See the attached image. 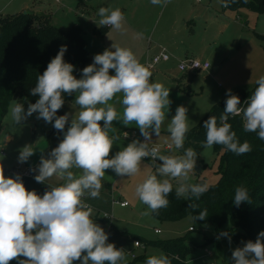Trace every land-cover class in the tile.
I'll use <instances>...</instances> for the list:
<instances>
[{
  "label": "clouds",
  "instance_id": "clouds-1",
  "mask_svg": "<svg viewBox=\"0 0 264 264\" xmlns=\"http://www.w3.org/2000/svg\"><path fill=\"white\" fill-rule=\"evenodd\" d=\"M153 5H166L170 0H150ZM247 2V0H245ZM223 6L227 7L224 0ZM99 25L122 30L125 22L120 8L101 7ZM66 46H61L57 55L48 63L42 75H38L32 95H38L35 103L28 105L13 102L10 115L19 124L38 113L37 119L52 123L54 129L63 132V139L51 150L49 157L41 156L34 179L45 183L57 177L62 183L49 185L41 196L35 190L26 189L19 175L8 177L0 165V264L18 260V264H122L126 262L124 249L109 243V234L93 219V208L85 197L97 199L103 187L106 170L117 176L134 177L148 165L151 158L155 171H148L135 186V196L147 206L143 216L158 213L169 206L168 196L173 192L172 181H177V198L194 196L197 199L208 191V185L191 183L197 154L185 148L186 135L190 131L188 109L178 106L167 125L171 143L182 155H165L159 145L152 141L153 134L159 137L169 111L170 89L160 82H152V72L143 65L131 49L115 43L110 49L96 54L93 62L82 69L81 78L73 75L74 65L65 62ZM114 70V75L110 74ZM258 85L241 107L240 98L226 93L225 108L219 118L210 116L204 121L206 140L202 147L210 149L222 145L236 155L252 151L249 142L240 143L229 116L243 115L245 132L257 133L264 141V76L256 80ZM75 94L74 115H57L64 103V95ZM113 101L121 104L118 112ZM71 116L70 126L69 119ZM54 121V123H53ZM124 126L135 124L143 142L132 140L110 157L113 145L119 137L110 135L113 122ZM102 122V123H101ZM128 134L125 133V136ZM35 150L25 145L19 152L18 161L26 162ZM162 161L156 164V160ZM238 207L243 202L251 203L249 191L244 186L235 189L233 199ZM195 208V205H190ZM207 210L194 219L204 220ZM107 217V216H105ZM221 235L228 236L224 232ZM229 237V241H230ZM24 257L25 259H21ZM235 264H264V231L255 242L248 241L232 252ZM146 264H171L167 255L161 253L146 259Z\"/></svg>",
  "mask_w": 264,
  "mask_h": 264
},
{
  "label": "rangeland",
  "instance_id": "rangeland-1",
  "mask_svg": "<svg viewBox=\"0 0 264 264\" xmlns=\"http://www.w3.org/2000/svg\"><path fill=\"white\" fill-rule=\"evenodd\" d=\"M169 3L183 4L191 13V17L186 23L188 21L191 23L194 29L193 33L190 35L186 23L184 27H181L187 32V41H193L198 45H206L209 40L216 38L222 39L223 52L225 50L224 46H226L222 57L226 59V64L237 62L244 52H247L249 56H254L251 58L254 71L250 75H247V81L250 77L252 82L246 86H242V89H251L257 85L256 80L264 76V12L259 13L246 7L237 10H223L222 0H170ZM209 3H211V6ZM167 4L159 5L157 10L154 11L156 12V16L153 25L159 20H161L162 24L165 18L175 14V9L170 4L167 6ZM147 5H149L147 0H0V14H13L16 11L22 13L28 9L33 12L44 11L48 15L51 14L50 23L57 27L63 29H67L72 25L82 27L84 37L88 41V46L92 49L95 45V38H99L104 42H117L118 33L122 31L114 30L110 26L99 25V20L101 19L98 15L99 8H120L125 16L123 28H126L132 19L131 15L137 10L147 8ZM209 8L212 10V13L208 10ZM222 14L229 16L230 20L225 19ZM201 15L202 18L199 19L198 17ZM160 27L159 31L161 29ZM223 30L227 32L225 31L223 34ZM192 36L194 37L192 38ZM209 58L210 64L213 65L215 60L213 57ZM260 59L263 61L262 65H258L257 63ZM175 64L178 66L176 61ZM176 66V71L179 73L180 70ZM201 85L202 80L198 83L200 89ZM203 85L206 84L203 83ZM226 93L219 94L220 96L216 98L215 102L226 97ZM203 103H205V107H208L204 112L205 114L210 109L211 104L209 100ZM25 110L27 111V109ZM5 121L6 128L11 129L12 133L19 135L18 128L17 131L14 130L16 126L18 127V124H15L11 118L10 107L5 116ZM40 121L37 122L38 126L36 127H33L35 120L30 123L31 131H34L39 139L47 138L48 130H44L43 124ZM198 121L191 122L190 127L194 126ZM170 143L169 134L165 136V140L159 145L161 153L165 155H182L179 149H176L174 146L169 150H162L161 145ZM2 149L0 147V165L3 166L5 176L15 177L19 175L22 164L14 163L10 159V152L7 149ZM196 161L198 162H196L195 166L201 164V162L203 163L200 172H198L199 174H197L199 175L198 178H205L207 185L216 183L220 177L218 173L219 156L215 153L213 147L210 149L203 148L200 154L197 155ZM143 163L148 165V167L143 168L142 172L137 176L130 178L119 176L113 182L112 190L114 199L128 201L130 205L122 207L119 203H115L113 208L109 206L107 210H101L99 212L100 216L97 215V218H93L102 227L100 222H105L103 220L104 216H111L107 221L112 229L105 232L109 234V243H114L118 249H124L126 262H122V264H146V259L149 256L159 255L161 253L165 254V251L160 246L148 242L152 240H165L185 234L189 236L188 244L193 247V251L187 259V264H235L232 258V252L237 248V245L232 239L229 241V238L227 239L224 236L217 237L213 227L200 225L190 216L177 221L161 222L152 214L149 216H143L141 214L148 209L135 196V186L144 178V175L148 171H155V167L151 161L144 160ZM160 163L162 161L156 164ZM196 172L197 170L194 168V172L190 173L191 183L196 181ZM172 183L177 186V181L173 180ZM190 225L195 226L196 229L189 232L188 227ZM225 227H229V223ZM155 229H159L160 232H156ZM137 236L142 239V247L133 248L134 238ZM132 252L136 254L135 258H132ZM74 264H80V261Z\"/></svg>",
  "mask_w": 264,
  "mask_h": 264
},
{
  "label": "trees",
  "instance_id": "trees-1",
  "mask_svg": "<svg viewBox=\"0 0 264 264\" xmlns=\"http://www.w3.org/2000/svg\"><path fill=\"white\" fill-rule=\"evenodd\" d=\"M224 2V0H222ZM227 9L237 10L242 7L264 12V0H226ZM61 46H66L65 62L74 65V72L78 79L82 76V69L88 65L89 54L82 27L72 25L67 29L50 23V15L39 16L35 13L0 14V131L10 105L15 103L28 106L38 100V95H32L38 75H42L48 63L54 58ZM251 89L236 88L231 94L240 98L241 107H246L252 92ZM73 95H64L65 103L58 110L57 115H64L67 102ZM227 96L211 106L209 111L186 135L185 148L191 147L197 155L202 151V143L206 140L204 121L210 116L219 118L224 111ZM228 123L240 143L249 142L252 151L243 155H236L222 145H214L213 149L219 156L216 183L208 185V191L199 199L194 196L177 198L176 186L169 194L170 201L167 208L158 213H151L157 220L177 221L188 216L197 217L201 211L207 210L208 216L204 220L194 219L200 225L211 226L217 237H230L237 247H243L248 241L255 242L260 232L264 231V141L257 133L245 132L243 115L229 116ZM54 123V121H53ZM57 130L51 127L48 135ZM183 154V150L179 149ZM194 183L206 184L205 178H198ZM244 186L249 191L251 203L243 202L238 207L233 199L235 189ZM190 205H195L191 208ZM229 223V227L225 225ZM189 232L194 231L195 226ZM189 236L181 235L165 240H152L148 243L160 246L171 261V264H187V259L193 251L188 244ZM21 259H25L21 257ZM78 262V261H76ZM74 262V263H76ZM9 263L18 264V260Z\"/></svg>",
  "mask_w": 264,
  "mask_h": 264
},
{
  "label": "crops",
  "instance_id": "crops-1",
  "mask_svg": "<svg viewBox=\"0 0 264 264\" xmlns=\"http://www.w3.org/2000/svg\"><path fill=\"white\" fill-rule=\"evenodd\" d=\"M147 1L149 2L147 8L137 10L131 15L132 19L127 24V27L122 28V31L118 33L117 42H104L99 38L94 37L95 45L91 49L88 46V41L86 39L85 40L86 49L89 54L88 65L93 62V58L96 54H101L105 49H110L113 43L121 47L131 49L137 59L145 66L146 61L150 56L159 54L163 49L170 53L169 60L160 61L154 69L150 70L152 72V82H160L166 88L170 89L169 99L171 101V104L169 105L168 113L166 110V119L164 124L162 125L161 134L159 137H156L154 134L152 136V141L154 142V144L160 145L163 140H165V136L169 135L167 131V125L170 122L172 116L175 115L176 108L178 106H185L188 109L187 116L189 118L188 123L190 125L191 122L198 121L199 118H202L209 111L208 110L204 114L206 108L208 107H205V103L203 102H207L209 100L211 104L210 106H212L216 103L215 100L220 96L219 94H225L229 89L232 92L236 88H242V86L250 84L252 81L250 77L247 81V75H250L254 71L253 61L251 59L254 56H249L247 52H244L240 56L241 58L237 60V62L226 64V59L222 57L223 53L226 50V46H224L225 50L223 52L224 48L222 45V39L220 40V38H216L209 40L208 44L206 45H198L193 41L186 40L187 32L181 27H184L186 21L190 19L191 13L183 4L168 3L167 6L170 4L171 7L175 9V14L173 16L165 18L162 24L161 20H159L156 24L153 25L156 16V12L154 11L157 10L159 5H151L150 0ZM209 5L211 6V3H209ZM222 9L225 10L227 8L223 6ZM208 10H210V8ZM17 12L20 13L19 11H16V13ZM210 13H212V10H210ZM222 15L225 17V19L230 18L226 14ZM198 18L201 19L202 15ZM186 25L188 27V32L191 35L194 29L189 21L186 23ZM159 27L161 28L160 31ZM225 31L226 30H223V34L225 33ZM95 36L97 37V35ZM193 37L194 36H192V38ZM191 57L208 61H210L209 57H213L215 61L213 65L211 64L208 70H201L197 72L181 71L179 68L180 61ZM175 61L178 66H176ZM257 63L258 65H262V59L258 60ZM175 66L178 67L181 72L179 71L178 73ZM110 74L114 75V70H110ZM194 76L196 77L194 78ZM200 80H202L201 89L198 86ZM203 83L206 85H203ZM75 98L76 97L74 95L73 99L66 103L64 114L71 113L72 115H74L75 112L78 111V108H76L74 104ZM113 103L118 112L122 113L123 108L121 104L116 103V101H113ZM27 108L28 106H25L24 110ZM37 116L38 113H34L31 117L19 123L18 127L16 126L14 128V130L16 131L18 128L19 135L12 133L11 129L6 128V121L4 118L3 127L0 131V147H2L3 149H7L10 152V159H12L14 163L20 164V162L18 161L20 150L25 145L33 146L35 153L32 157L29 158L28 161L21 163V169L18 168L20 169L19 176L22 179V182L24 183L27 190H35L37 194L42 196L45 191L49 190V185H58L62 183V181L57 177H53L43 184L38 183L34 179L35 175L38 174V171H34V169H37L40 163L41 156L48 158L51 150L58 146L60 141L63 139V132L57 130L50 136L48 135L47 138L39 139L36 136L35 132L31 131L32 129L30 128V123L35 120V125L33 127H36L38 126L37 122L41 120L40 122L43 124L44 130L48 131L51 127V123H47L43 119H37ZM70 123L71 116L69 119V124L65 127V131L67 130V127L70 126ZM124 132L128 134L126 138L123 136ZM110 135L117 136L119 137V139L115 141L109 158L114 156L118 151L122 150L123 147H126L127 144L132 140L139 139L141 142H143L144 140V138L140 134L138 127H136L135 124L124 126L121 121L113 122V130L110 132ZM161 147L162 150L171 149L169 148V144L161 145ZM202 165L203 163L201 162V168ZM26 169L32 170L31 175H27L24 173ZM197 174L199 173H195V180H197L199 176ZM118 177L119 176H117L111 169L106 170V175L102 180L103 187L100 191L99 198L93 199L88 196L85 197V202L93 208L92 219L94 217L97 218L98 216H100L99 212H101V210H107L109 206H111L112 208L114 207L115 197H113L112 186L113 182L117 180ZM107 219V217H104L103 220H105V222H100L105 231H109L112 229ZM94 221L96 223L98 222L97 220ZM190 227L191 225L188 227L189 230ZM135 240H139L142 244V239H140V237H135L134 241ZM134 247L135 245L133 242V248Z\"/></svg>",
  "mask_w": 264,
  "mask_h": 264
},
{
  "label": "built area",
  "instance_id": "built-area-1",
  "mask_svg": "<svg viewBox=\"0 0 264 264\" xmlns=\"http://www.w3.org/2000/svg\"><path fill=\"white\" fill-rule=\"evenodd\" d=\"M201 1V0H197ZM170 59V53L167 52L165 49H163L159 54H155L153 56H150L147 61H146V67L149 68V70L154 69L155 66L160 62V61H167ZM211 64L208 60H202L199 58H187L184 60H181L179 63V68L183 72H197L201 70H208L210 68ZM125 133H123V136L126 138ZM160 147V146H159ZM161 150V148H160ZM144 160H149L152 162L151 158H145ZM159 160L157 159L155 163H158ZM31 171L29 169L25 170V174L31 175ZM114 203H119L121 206H128L129 202L128 201H121V200H115ZM105 217V216H104ZM111 216H108L107 218H110ZM193 227H190V230H192ZM156 232H160L159 229L155 230ZM135 247H141V242L139 240L134 241ZM210 252V251H209ZM132 258L136 257V254L134 252L131 253Z\"/></svg>",
  "mask_w": 264,
  "mask_h": 264
},
{
  "label": "water",
  "instance_id": "water-1",
  "mask_svg": "<svg viewBox=\"0 0 264 264\" xmlns=\"http://www.w3.org/2000/svg\"><path fill=\"white\" fill-rule=\"evenodd\" d=\"M24 13H30V14L35 13L36 15H39V16H48V14H46L44 11L33 12V11L30 10V9L26 10ZM200 165H201V164H197V165L195 166L197 172H200V170H201Z\"/></svg>",
  "mask_w": 264,
  "mask_h": 264
}]
</instances>
